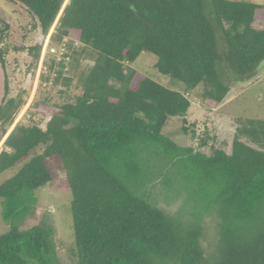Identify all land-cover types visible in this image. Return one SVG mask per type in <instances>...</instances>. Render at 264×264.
<instances>
[{
	"label": "trees",
	"instance_id": "1",
	"mask_svg": "<svg viewBox=\"0 0 264 264\" xmlns=\"http://www.w3.org/2000/svg\"><path fill=\"white\" fill-rule=\"evenodd\" d=\"M6 1L21 4L39 34L34 44L13 48L27 51L36 74L66 0ZM9 36V23L0 20L3 70ZM48 46L67 52L60 60L46 52L32 101L5 139L29 96L7 98L8 82L0 74V173L27 159L0 184L2 217L9 225L0 235V264H62L51 224L19 228L33 213L35 190L52 181L50 158L58 159L71 191L77 264L208 259L200 227L177 222L154 202L149 187L158 180L176 190L215 192L224 221L211 264H264V119L240 118L230 151L221 143L210 154L162 133L169 118L187 115L188 95L198 87L196 96L216 108L231 89L228 73L242 82L256 77L264 63V3L70 0ZM143 52L157 57L154 66L170 85L132 66ZM85 53L93 63L79 76L80 93L73 94L65 61ZM182 130L191 142L207 146L206 127L199 135L195 123L182 122Z\"/></svg>",
	"mask_w": 264,
	"mask_h": 264
},
{
	"label": "rangeland",
	"instance_id": "2",
	"mask_svg": "<svg viewBox=\"0 0 264 264\" xmlns=\"http://www.w3.org/2000/svg\"><path fill=\"white\" fill-rule=\"evenodd\" d=\"M237 1L264 3V0ZM0 20L10 25V36L7 42L11 48L5 57L4 70L0 65V74L3 73L8 82L7 98L17 95L25 97L28 94L26 105L22 104L20 107L21 111L23 110L25 113V109L28 108L27 105H30L28 103H31L37 88L38 71L43 60L42 51L35 74L31 65V56L28 55L27 51L24 49L17 52L13 48L27 47L34 44L39 39V34L33 30V21L30 15L19 3L0 0ZM47 39L48 36L44 45L48 41ZM64 49V52H67L65 47ZM68 53L71 54V51L69 50ZM53 55L56 56L55 54ZM74 56L78 59L77 61L71 57L66 59L65 72L66 75L73 79L71 84L72 93L78 94L81 91L79 76L81 73L88 71L93 60L88 53ZM156 60L157 57L154 54L143 52L133 62L132 66L157 82L170 85V81L167 80L168 77L156 70L154 66ZM228 78L231 89L218 107L212 108L196 96L197 92H202V86H200L196 93L188 95L191 100V106L187 115L185 117L169 118L166 126L162 129V133L175 140L178 145H192L196 151H201L205 154L211 153V146H220L221 143H224L223 147L226 151H230L240 118L264 119V63L259 68L256 77L249 81H239L230 73H228ZM110 83L113 86H119L116 81L112 80ZM182 122H185L186 125L195 123L199 135H202L203 129L206 127L209 131L207 146H200L198 141L191 142L182 130ZM0 148H2V144H0ZM38 150L37 148L34 152ZM26 160L24 159L13 168L1 172L0 184L11 178ZM47 164L53 176L52 181L35 190L34 194L37 200L33 213L27 215L20 222L19 228L24 230L34 224L43 222L51 224L54 228L57 251L62 264H77L76 259L72 256V249L74 248L72 196L66 173L57 158L47 159ZM176 189L175 187L169 188L161 180H158L149 187V193L155 200L154 202L177 222L185 226H188V223H194L200 227L201 235L199 240L203 248L211 253L208 259L203 261V264L215 263L218 258L217 246L222 238L221 230L224 221L223 210L218 204L213 202L215 192L211 189L208 192L198 190L195 194L191 187H185L183 190ZM260 214L261 218L264 219V209L260 211ZM8 230L9 225L6 224L2 217L0 200V235Z\"/></svg>",
	"mask_w": 264,
	"mask_h": 264
},
{
	"label": "water",
	"instance_id": "3",
	"mask_svg": "<svg viewBox=\"0 0 264 264\" xmlns=\"http://www.w3.org/2000/svg\"><path fill=\"white\" fill-rule=\"evenodd\" d=\"M69 2H70V0H66L64 6H65L67 3H69ZM64 6H63V8H64ZM63 8H62V10H63ZM62 10H61V12H62ZM61 12H60V14H61ZM60 14H59V16H60ZM59 16H58V18H59ZM58 18H57V20H58ZM57 20H56V22H57ZM54 26H55V25H54ZM54 26L52 27V29H51V31H50V33H49V35H48V39H49V37H50L51 32L53 31ZM40 70H41V67L39 68L38 74L40 73ZM23 104L26 105V102H24ZM28 104H30V103H28ZM28 106H29V105H27V107H28ZM25 110H26V109H25ZM20 111H21V109L19 108V109L16 111V113L14 114V116H13L11 122H10V123H11V127H10L9 131L7 132V134L5 135L4 139H5L6 136L9 134V132L13 129V127L15 126V124H16V123L20 120V118L22 117ZM19 113H20V114H19ZM23 113H24V111H23ZM23 113H22V114H23ZM4 139H3V140H4Z\"/></svg>",
	"mask_w": 264,
	"mask_h": 264
},
{
	"label": "built area",
	"instance_id": "4",
	"mask_svg": "<svg viewBox=\"0 0 264 264\" xmlns=\"http://www.w3.org/2000/svg\"><path fill=\"white\" fill-rule=\"evenodd\" d=\"M48 40V39H47ZM49 51V53L51 52L52 54H55L57 56V59L60 60L62 55L64 54V47H60V48H56V47H49L48 46V41H46L45 45L43 46V50H42V58L45 56V53Z\"/></svg>",
	"mask_w": 264,
	"mask_h": 264
},
{
	"label": "crops",
	"instance_id": "5",
	"mask_svg": "<svg viewBox=\"0 0 264 264\" xmlns=\"http://www.w3.org/2000/svg\"><path fill=\"white\" fill-rule=\"evenodd\" d=\"M179 86L182 87V85H181L180 83H179ZM1 143H2V142H1ZM1 143H0V144H1ZM1 150H2V148H0V151H1Z\"/></svg>",
	"mask_w": 264,
	"mask_h": 264
},
{
	"label": "bare ground",
	"instance_id": "6",
	"mask_svg": "<svg viewBox=\"0 0 264 264\" xmlns=\"http://www.w3.org/2000/svg\"><path fill=\"white\" fill-rule=\"evenodd\" d=\"M27 102H28V101H27ZM20 113H21V115H22V113H23V110H22V111H20ZM20 113H19V114H20Z\"/></svg>",
	"mask_w": 264,
	"mask_h": 264
}]
</instances>
